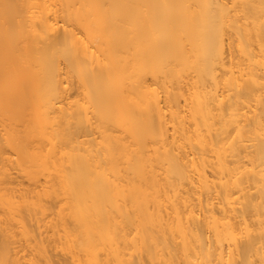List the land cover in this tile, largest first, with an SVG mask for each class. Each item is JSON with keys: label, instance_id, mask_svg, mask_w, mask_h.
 I'll use <instances>...</instances> for the list:
<instances>
[{"label": "bare ground", "instance_id": "bare-ground-1", "mask_svg": "<svg viewBox=\"0 0 264 264\" xmlns=\"http://www.w3.org/2000/svg\"><path fill=\"white\" fill-rule=\"evenodd\" d=\"M0 264H264V0H0Z\"/></svg>", "mask_w": 264, "mask_h": 264}, {"label": "rangeland", "instance_id": "rangeland-1", "mask_svg": "<svg viewBox=\"0 0 264 264\" xmlns=\"http://www.w3.org/2000/svg\"><path fill=\"white\" fill-rule=\"evenodd\" d=\"M18 181L21 182L20 188H23L26 186V184L23 182V180L21 178H19Z\"/></svg>", "mask_w": 264, "mask_h": 264}]
</instances>
